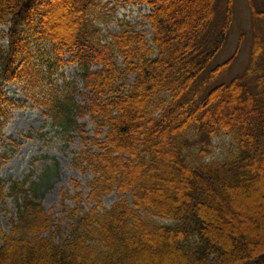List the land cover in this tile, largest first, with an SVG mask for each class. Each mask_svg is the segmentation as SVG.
Masks as SVG:
<instances>
[{"label":"trees","instance_id":"trees-1","mask_svg":"<svg viewBox=\"0 0 264 264\" xmlns=\"http://www.w3.org/2000/svg\"><path fill=\"white\" fill-rule=\"evenodd\" d=\"M108 1L147 7L151 37L130 26L103 35L96 23ZM215 2L0 0V148L18 107L3 91L12 83L58 133L80 137L75 162L93 175L88 199L96 205L69 212L67 239L58 228L45 237L52 220L35 185L13 184L23 198L0 264H264V3L247 0V68L204 94L233 59L197 84L232 22V0L220 21ZM71 67L77 81L64 76ZM78 81L88 91L83 105L74 98ZM222 136L231 140L225 156L207 160ZM111 192L119 200L104 209Z\"/></svg>","mask_w":264,"mask_h":264},{"label":"rangeland","instance_id":"rangeland-1","mask_svg":"<svg viewBox=\"0 0 264 264\" xmlns=\"http://www.w3.org/2000/svg\"><path fill=\"white\" fill-rule=\"evenodd\" d=\"M258 9H261L264 0H254ZM225 0H216V19H222L221 10ZM99 13L100 22L96 23L103 35L118 33L128 26L146 32L151 37V29L144 15L149 11L147 7L123 6L111 1L101 4ZM232 22L226 35L225 42L219 53L209 63L206 70L198 78L197 84H201L209 77L210 72L218 65L225 62L236 50L239 51L233 63L229 66L226 75L210 82L205 87V93L214 86L228 82L231 78L240 75L249 62L252 43V17L247 0H232ZM223 11V10H222ZM6 26H0V42L5 45ZM152 47L151 44H149ZM79 70L76 67L64 69L66 80H76ZM133 76L129 77V83ZM79 93L75 95V101L81 105L88 101V91L82 88L78 81ZM7 97L17 104V108L11 111V117L4 130L3 145L0 148V246L4 236L9 234L11 222L16 220L17 203L23 198V193L14 195L11 191L13 184L27 181L25 188L29 190L31 183L35 185L36 200L51 217L52 229L49 237L56 228L61 239H67L71 233L72 220L69 212L76 208H82L85 212L96 208L94 202L88 199L89 183L93 175L77 166L75 159L82 150L80 137L72 133L68 138L64 137L48 124L41 109L35 108L31 103L25 104V98L20 86L7 83L3 87ZM84 125V133L93 137V125L88 119L79 121ZM231 140L222 136L212 140L213 148L207 154V160L221 159ZM31 196L32 194L28 192ZM30 195H27L30 197ZM131 197L126 196L130 202ZM119 200V194L111 192L101 199L104 209H109ZM159 223L169 222L158 220Z\"/></svg>","mask_w":264,"mask_h":264},{"label":"bare ground","instance_id":"bare-ground-1","mask_svg":"<svg viewBox=\"0 0 264 264\" xmlns=\"http://www.w3.org/2000/svg\"><path fill=\"white\" fill-rule=\"evenodd\" d=\"M225 5H226V0H225ZM225 5H224V7H223V9H222L223 11L221 10L222 18H223V16H224ZM256 8H257V7H256ZM249 9H250V12H251V8H250V7H249ZM231 10H233V9L231 8ZM251 14H252V13H251ZM251 16H252V15H251ZM239 48H240V46H237V48H236V50L234 51V53H233V54H232V55H231V56H230L225 62H223L222 64L226 63L230 58H233V59L231 60V64H232L233 61H234V59L236 58V56H237V54H238ZM249 58H250V57H249ZM248 63H249V62H248ZM222 64H220V65H222ZM231 64H230V65H231ZM220 65H218V66H220ZM230 65H229V66H230ZM218 66H217V67H218ZM247 66H248V64H247ZM247 66L245 67V69L247 68ZM215 68H216V67H215ZM228 68H229V67H228ZM228 68L225 70L226 72H227ZM245 69H244V70H245ZM244 70H243V71H244ZM226 72H225L223 75H221V76H219V77H217V78H215V79L209 81L208 84H210V82H213V81L217 80L218 78L220 79L222 76L226 75ZM242 73H243V72H242ZM242 73H241V74H242ZM241 74H240V75H241ZM238 76H239V75H238ZM231 79H233V78H231ZM231 79H230V80H231ZM230 80H229V81H230ZM197 82H198V80H197ZM80 83H81V82H80ZM225 83H227V82H225ZM221 84H222V83H221ZM198 85H199V84H198ZM218 85H219V84H218ZM216 86H217V85H216ZM214 87H215V86H214ZM214 87H213V88H214ZM209 91H210V90H209ZM204 94H205V92H204ZM202 97H204V96L202 95ZM213 139H214V138H213ZM213 139H212V140H213ZM224 156H225V155H224ZM224 156H223V157H224ZM223 157H222V158H223ZM222 158H221V159H222ZM157 221H158V220H157Z\"/></svg>","mask_w":264,"mask_h":264}]
</instances>
